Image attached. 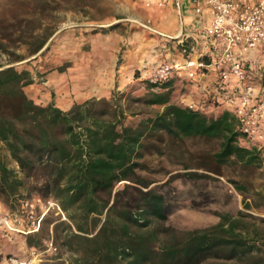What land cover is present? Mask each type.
Masks as SVG:
<instances>
[{
    "label": "trees",
    "instance_id": "1",
    "mask_svg": "<svg viewBox=\"0 0 264 264\" xmlns=\"http://www.w3.org/2000/svg\"><path fill=\"white\" fill-rule=\"evenodd\" d=\"M145 82L151 95L143 103L162 110L133 127L124 125L123 110L106 100L99 102L106 105L99 110L94 99L69 110L36 103L24 91L33 83L30 73L0 66V199L14 198L40 180L39 189L53 196L77 231L72 237L94 243L75 264H264V217L239 210L236 215L219 213V221L207 228L164 226L163 196L137 174L145 140L159 132L177 139H216V164L249 170L261 167L264 153L247 142L232 112L208 113L189 108L183 99L173 101L175 92H191V81L173 76L157 85ZM121 181L127 183L116 188ZM233 184L243 190L242 184ZM243 204L252 206L246 199ZM88 219L93 229L101 223L91 237L83 235L90 230ZM161 232L168 234L166 239H160Z\"/></svg>",
    "mask_w": 264,
    "mask_h": 264
},
{
    "label": "rangeland",
    "instance_id": "2",
    "mask_svg": "<svg viewBox=\"0 0 264 264\" xmlns=\"http://www.w3.org/2000/svg\"><path fill=\"white\" fill-rule=\"evenodd\" d=\"M140 10L128 0H0V66L30 73L33 83L24 91L36 103L65 107L76 91L90 87L93 95L86 100L97 101L95 109L106 108L99 103L106 100L123 110L124 125L135 127L162 110L143 103L151 95L146 78L133 80L142 75V57L151 41L148 31L132 21ZM45 38L44 46L32 54ZM67 70L68 76H62ZM108 84L114 87L102 95L99 88ZM182 95L175 92L172 100ZM217 149L216 139H177L162 132L144 141L137 174L163 196L165 227L207 228L219 221V213L236 215L239 210L264 217V165L256 170L234 163L218 165L213 160ZM234 181L243 185L242 191ZM36 183L40 180L27 184L14 198L0 199V220L7 222L0 221V264H10V257L31 260L30 264H75L94 243L72 237L77 231L53 196ZM244 199L251 203L249 209ZM104 218L105 214L101 222ZM87 222L90 230L83 235L91 237L101 223L93 229L92 221ZM167 235L161 232L159 237Z\"/></svg>",
    "mask_w": 264,
    "mask_h": 264
},
{
    "label": "built area",
    "instance_id": "3",
    "mask_svg": "<svg viewBox=\"0 0 264 264\" xmlns=\"http://www.w3.org/2000/svg\"><path fill=\"white\" fill-rule=\"evenodd\" d=\"M168 2L156 1L159 5ZM203 6L209 12L210 21L201 32V44L185 38L170 39L178 42L175 53L161 54L166 59L155 62L146 80L157 85L184 74L182 78L192 83L187 85H197V98L193 93L182 95L189 108L232 112L247 142L264 153V78L251 74L249 59L253 53L264 54V0L255 3L203 0ZM201 10L198 6L195 13L200 14ZM204 46L208 47L206 52ZM205 78H210V86L203 85L201 80ZM208 99L211 102H206ZM0 221L7 223L4 219ZM8 262L30 264L31 260L10 257Z\"/></svg>",
    "mask_w": 264,
    "mask_h": 264
},
{
    "label": "crops",
    "instance_id": "4",
    "mask_svg": "<svg viewBox=\"0 0 264 264\" xmlns=\"http://www.w3.org/2000/svg\"><path fill=\"white\" fill-rule=\"evenodd\" d=\"M131 4V7L141 9L139 11L138 17L133 18L132 21L138 23L144 29L148 31V34L151 35L150 42L148 44V50L142 57L141 67L142 75L139 77H133V80H141L142 76H146L151 72L152 64L160 60H165L164 55L161 57V54L175 53L173 51L175 46H177L176 41H170V39H189L197 45L201 44V32L205 25L210 21V15L205 6H203V0H169L166 5H159L156 3L157 0H128ZM245 3H255L258 0H239ZM201 6L202 10L200 14L195 13V8ZM160 52V53H158ZM153 53V54H152ZM151 54V55H150ZM179 54V53H178ZM155 57V58H154ZM181 56H178V59ZM250 71L255 78H264V54L253 53L250 55ZM152 66V67H151ZM140 67V68H141ZM70 70L62 74V76H68ZM127 75H132V71H126ZM210 78L202 79V83L205 86H210ZM125 82L121 85L125 86ZM113 85V86H112ZM106 85V87L99 88V91L103 95L104 93L109 92L114 87V84ZM187 88L191 89L193 94H197V85H187ZM90 87L86 90L76 91L73 101L69 104H66L65 107L56 105L62 110H69L74 102H82L90 98L93 94L90 93ZM191 98L190 95H187V99ZM42 104H47L44 102H37Z\"/></svg>",
    "mask_w": 264,
    "mask_h": 264
}]
</instances>
